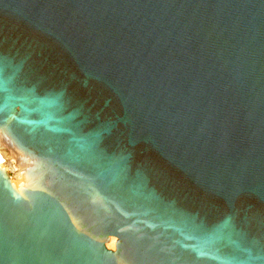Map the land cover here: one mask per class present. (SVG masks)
<instances>
[{
	"label": "water",
	"instance_id": "water-1",
	"mask_svg": "<svg viewBox=\"0 0 264 264\" xmlns=\"http://www.w3.org/2000/svg\"><path fill=\"white\" fill-rule=\"evenodd\" d=\"M0 145V264H264V0H0Z\"/></svg>",
	"mask_w": 264,
	"mask_h": 264
},
{
	"label": "bare ground",
	"instance_id": "bare-ground-1",
	"mask_svg": "<svg viewBox=\"0 0 264 264\" xmlns=\"http://www.w3.org/2000/svg\"><path fill=\"white\" fill-rule=\"evenodd\" d=\"M0 149H1L4 153H7L1 145H0ZM8 155H9L11 158L15 159V157H14L12 154H10L9 152H8ZM2 162H3V159L0 157V164H1ZM114 243H115V239H114V238H111V239L109 240V242L107 243V248H109V249L114 248Z\"/></svg>",
	"mask_w": 264,
	"mask_h": 264
},
{
	"label": "rangeland",
	"instance_id": "rangeland-1",
	"mask_svg": "<svg viewBox=\"0 0 264 264\" xmlns=\"http://www.w3.org/2000/svg\"><path fill=\"white\" fill-rule=\"evenodd\" d=\"M8 155V153H6ZM9 156V155H8ZM10 157V156H9ZM13 159V158H12ZM15 161V159H13ZM16 162V161H15ZM107 245V244H106ZM114 248H111V250H113Z\"/></svg>",
	"mask_w": 264,
	"mask_h": 264
}]
</instances>
